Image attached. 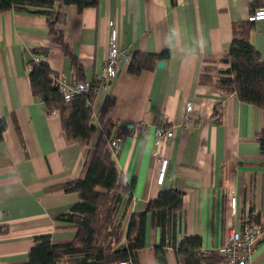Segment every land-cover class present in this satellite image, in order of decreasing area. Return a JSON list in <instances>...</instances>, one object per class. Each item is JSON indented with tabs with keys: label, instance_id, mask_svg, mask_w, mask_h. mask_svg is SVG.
Listing matches in <instances>:
<instances>
[{
	"label": "crops",
	"instance_id": "1",
	"mask_svg": "<svg viewBox=\"0 0 264 264\" xmlns=\"http://www.w3.org/2000/svg\"><path fill=\"white\" fill-rule=\"evenodd\" d=\"M261 6L264 0H98L97 6L79 12L76 5H63L66 19L58 28L81 74L64 48L54 43L46 15L0 13V119H6L0 139V264H25L40 235H49L56 244L74 239L76 226L62 216L79 201V193L48 188L84 176L91 157L89 148L67 138L60 112L47 113L45 102L32 92L28 61L40 47L50 50L45 59L66 83L77 78L95 82L96 121L106 98L116 100L107 118L124 128V141L114 157L125 178L135 183L125 229L131 213L144 212L150 200L171 188L184 194L177 241L198 235L203 252L218 251L251 210L261 215L264 227V151L258 139L264 129V109L200 82L205 67L215 65L230 49L233 24L247 20ZM173 23L186 28L189 44L194 32L204 35L207 53L191 56L185 64L168 49L159 51L162 36ZM113 26L118 48L129 57L120 61L114 80L97 82ZM252 40L264 60V20L255 22ZM137 51L165 53L160 59L165 65L130 74L129 62ZM217 66L218 70L208 73L214 78L229 67ZM219 105L222 115L214 116ZM159 125L173 127L175 132L162 144L156 139ZM162 156L169 164L160 185ZM234 195L236 214L231 209ZM159 243L160 229L148 215L145 246L136 264H159ZM165 254L167 264H178L173 246L167 245ZM250 264H264V235Z\"/></svg>",
	"mask_w": 264,
	"mask_h": 264
},
{
	"label": "trees",
	"instance_id": "2",
	"mask_svg": "<svg viewBox=\"0 0 264 264\" xmlns=\"http://www.w3.org/2000/svg\"><path fill=\"white\" fill-rule=\"evenodd\" d=\"M63 5H76L81 12L86 7L97 6L98 0H0V13L14 10L46 15L54 43L64 48L65 54L73 59L81 74L77 58L70 51L64 32L58 28L66 19L61 12ZM255 22L247 19L233 24L230 49L215 61V65L205 67L200 82L214 84L225 92L237 94L242 102L264 109V60L252 40ZM49 51L44 47L36 48L34 58L28 61L32 92L45 102L47 113L60 112L67 138L89 148L91 157L84 176L48 188L55 192L79 193V201L62 216L76 226L74 239L56 244L49 235L36 237V244L25 264H117L127 258L137 263L139 251L145 246L148 215L152 225L160 229V243L156 246L159 264H167V245L174 247L178 264H220L223 257L218 251L203 252L200 236L185 235L177 241V220L182 214L184 196L178 189L162 190L158 197L149 201L144 212L131 213L125 229V221L134 201L135 183L125 178L114 157L116 154L108 147L113 137L124 136V128L115 127L114 122L107 118V112L116 100L113 96L106 98L98 121L92 107L97 85L67 100L58 81L59 74L52 70L45 59ZM164 56L165 53L137 51L131 57L128 71L139 75L144 70H154ZM218 64L229 67L220 70L222 76L214 78L208 73L218 70ZM219 115H222L220 105L214 113V116ZM5 128L6 119L2 118L0 139ZM258 139L264 151V129ZM249 220L262 225L261 215L253 210L250 211Z\"/></svg>",
	"mask_w": 264,
	"mask_h": 264
},
{
	"label": "built area",
	"instance_id": "3",
	"mask_svg": "<svg viewBox=\"0 0 264 264\" xmlns=\"http://www.w3.org/2000/svg\"><path fill=\"white\" fill-rule=\"evenodd\" d=\"M250 21L264 20V6L255 8L248 16ZM129 57L126 50L119 49L117 46V32L114 26L111 29V41L108 47V56L103 71L97 74L95 81H112L117 77L118 66L122 59ZM60 87L67 100L73 98L77 93L88 92L95 88L93 80L80 81L74 80L73 83H66L58 77ZM192 104L187 105L186 119H190ZM174 128L165 125H159L156 129V139L159 144L170 140L174 137ZM124 141L123 136H115L109 141V149L116 154ZM160 166L157 181L162 185L166 179L169 159L160 157ZM232 213H237V197L234 195L231 199ZM264 235V228L261 224L250 222L249 217L246 218L241 227H233L226 242L219 247L218 252L223 257L221 264H250L252 252L255 250L258 241ZM209 253V251H206ZM117 264H136L132 258L121 260Z\"/></svg>",
	"mask_w": 264,
	"mask_h": 264
},
{
	"label": "clouds",
	"instance_id": "4",
	"mask_svg": "<svg viewBox=\"0 0 264 264\" xmlns=\"http://www.w3.org/2000/svg\"><path fill=\"white\" fill-rule=\"evenodd\" d=\"M186 28L183 25L173 23L162 36V46L159 51L168 49L170 53L182 63L188 64L189 57L205 55L208 51V40L200 32H194L191 43L185 40Z\"/></svg>",
	"mask_w": 264,
	"mask_h": 264
},
{
	"label": "water",
	"instance_id": "5",
	"mask_svg": "<svg viewBox=\"0 0 264 264\" xmlns=\"http://www.w3.org/2000/svg\"><path fill=\"white\" fill-rule=\"evenodd\" d=\"M165 65V62L164 61H159L158 63V67L161 68Z\"/></svg>",
	"mask_w": 264,
	"mask_h": 264
}]
</instances>
